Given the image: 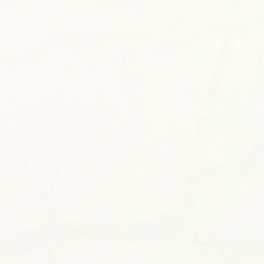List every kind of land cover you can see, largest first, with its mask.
I'll return each instance as SVG.
<instances>
[{
  "label": "snow or ice",
  "instance_id": "obj_1",
  "mask_svg": "<svg viewBox=\"0 0 264 264\" xmlns=\"http://www.w3.org/2000/svg\"><path fill=\"white\" fill-rule=\"evenodd\" d=\"M0 264H264V0H0Z\"/></svg>",
  "mask_w": 264,
  "mask_h": 264
}]
</instances>
